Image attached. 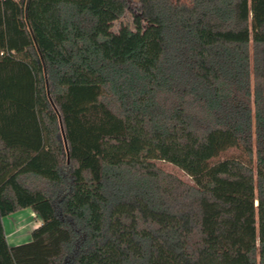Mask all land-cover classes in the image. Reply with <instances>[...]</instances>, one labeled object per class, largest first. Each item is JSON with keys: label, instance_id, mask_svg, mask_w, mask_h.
Listing matches in <instances>:
<instances>
[{"label": "trees", "instance_id": "16d2710c", "mask_svg": "<svg viewBox=\"0 0 264 264\" xmlns=\"http://www.w3.org/2000/svg\"><path fill=\"white\" fill-rule=\"evenodd\" d=\"M138 1L0 0V264H264V0Z\"/></svg>", "mask_w": 264, "mask_h": 264}, {"label": "rangeland", "instance_id": "374dc122", "mask_svg": "<svg viewBox=\"0 0 264 264\" xmlns=\"http://www.w3.org/2000/svg\"><path fill=\"white\" fill-rule=\"evenodd\" d=\"M128 2V10L123 18V22L132 23L134 14L138 11V0H126ZM117 21L114 30L118 31L121 27V22ZM164 167L172 172L181 174V172L170 165ZM41 220L30 209L20 211L4 219L5 231L7 234L8 242L11 245H18L30 240L31 233L40 225Z\"/></svg>", "mask_w": 264, "mask_h": 264}, {"label": "crops", "instance_id": "0c3cea01", "mask_svg": "<svg viewBox=\"0 0 264 264\" xmlns=\"http://www.w3.org/2000/svg\"><path fill=\"white\" fill-rule=\"evenodd\" d=\"M40 224H41V222H40Z\"/></svg>", "mask_w": 264, "mask_h": 264}]
</instances>
